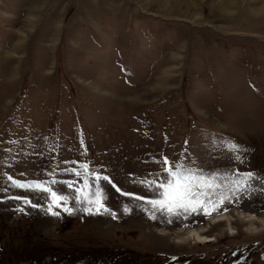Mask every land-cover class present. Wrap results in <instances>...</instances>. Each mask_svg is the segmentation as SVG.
<instances>
[{
  "label": "rangeland",
  "instance_id": "obj_1",
  "mask_svg": "<svg viewBox=\"0 0 264 264\" xmlns=\"http://www.w3.org/2000/svg\"><path fill=\"white\" fill-rule=\"evenodd\" d=\"M165 157L211 202L153 209ZM0 264H264V0H0Z\"/></svg>",
  "mask_w": 264,
  "mask_h": 264
},
{
  "label": "snow or ice",
  "instance_id": "obj_2",
  "mask_svg": "<svg viewBox=\"0 0 264 264\" xmlns=\"http://www.w3.org/2000/svg\"><path fill=\"white\" fill-rule=\"evenodd\" d=\"M85 172L87 174L88 166L83 165ZM164 173H167L164 175ZM79 176V172L76 173ZM95 178H99L97 174H92ZM162 178H144L141 183L145 184L150 188L154 193H159V198L151 199L148 201L152 205L153 209L159 208L160 210H166L168 213H172L174 210H184V211H197L202 208L205 204L211 202V196L215 194V190L220 187L216 182V176L210 174L205 176L199 170H192L190 168H184L180 164H176L174 167L169 166V161L167 157L164 158L162 162L161 170ZM251 173H244L240 176L239 181L233 184V190L241 188L246 185L248 178H251ZM13 184L20 188L28 189L35 188L48 192L51 195L52 204H55L60 207H65V202L67 197L59 195L56 191H53L51 188L46 187L39 182H34L33 184H25L21 181L13 180L12 177H8ZM105 179H107L105 177ZM71 187V185H69ZM84 188H88V182L85 178ZM77 192H81L80 188H77ZM220 199H223L221 196ZM77 200H81L83 203H87L88 207L84 209L87 212H96L107 211L106 205L104 203V198L100 192V189L97 188L95 194L91 196L89 193L84 192L82 196L78 195ZM25 203H30L27 199ZM35 206V205H33ZM66 211H71L70 208L65 207ZM49 211L52 212V205L49 206ZM125 211H128L126 208ZM53 215L57 214L55 212Z\"/></svg>",
  "mask_w": 264,
  "mask_h": 264
},
{
  "label": "bare ground",
  "instance_id": "obj_3",
  "mask_svg": "<svg viewBox=\"0 0 264 264\" xmlns=\"http://www.w3.org/2000/svg\"><path fill=\"white\" fill-rule=\"evenodd\" d=\"M16 192H18V193H20V190H15V189H11L10 191H5L4 193H3V195H6V196H12V195H14V193H16ZM44 195V197L45 198H47L48 197V195H46V194H43ZM56 215V214H55ZM102 216H103V218H108L109 216H110V211H102ZM248 221H249V223H250V227H251V230H254V228H253V223H252V220L251 219H248ZM188 237H195V239L198 241V242H203V241H208L207 240V238L206 237H203L202 235H201V233L199 232V231H195V230H193V231H191V232H189L188 233Z\"/></svg>",
  "mask_w": 264,
  "mask_h": 264
}]
</instances>
